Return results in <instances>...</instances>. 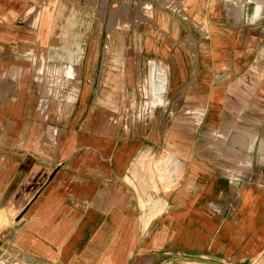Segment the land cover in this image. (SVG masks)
Segmentation results:
<instances>
[{
    "label": "crops",
    "instance_id": "crops-1",
    "mask_svg": "<svg viewBox=\"0 0 264 264\" xmlns=\"http://www.w3.org/2000/svg\"><path fill=\"white\" fill-rule=\"evenodd\" d=\"M156 3L0 0V264H264V4Z\"/></svg>",
    "mask_w": 264,
    "mask_h": 264
},
{
    "label": "rangeland",
    "instance_id": "rangeland-1",
    "mask_svg": "<svg viewBox=\"0 0 264 264\" xmlns=\"http://www.w3.org/2000/svg\"><path fill=\"white\" fill-rule=\"evenodd\" d=\"M175 0H159L160 7L163 8V4L170 5ZM72 7L73 3H66V6ZM87 4H92L96 6L97 9H100V12H104V16L100 17V22L98 25L102 27L103 30L101 34V41H104V49L106 51L109 44L120 43V42H129V43H140L146 40L148 37L156 41V21L151 19L150 16L156 12V7L159 5L156 3V0H87ZM157 5V6H156ZM163 5V6H161ZM229 4L228 11L231 12V6ZM99 12V13H100ZM103 14V13H102ZM153 21V23H151ZM148 29L150 31L148 32ZM154 34V35H153ZM146 37V38H145ZM165 40L171 42V39L168 36H163ZM187 42L189 43L188 47L190 50L193 48V37L188 34ZM195 53V52H194ZM185 59L191 62V56L186 54ZM186 63V62H185ZM148 67L146 68V74L148 73ZM166 88V83L163 84L162 93ZM253 95L247 93L241 99V106L245 107V110H250V106H253L254 98ZM251 102V104H250ZM230 106L233 108V102H229ZM157 105H164V100L157 102ZM238 133H245L238 131ZM248 134V133H245ZM248 135H251L250 133ZM233 134L231 135V137ZM247 136V135H245ZM252 138V136H251ZM157 262L159 264H168L167 260H160ZM169 264H214L211 261L207 260H196L195 258L189 256L178 257L172 260Z\"/></svg>",
    "mask_w": 264,
    "mask_h": 264
},
{
    "label": "bare ground",
    "instance_id": "bare-ground-1",
    "mask_svg": "<svg viewBox=\"0 0 264 264\" xmlns=\"http://www.w3.org/2000/svg\"><path fill=\"white\" fill-rule=\"evenodd\" d=\"M256 2V1H255ZM259 2H262L263 4H264V0H259ZM233 8H235V7H233ZM237 8V7H236ZM238 12V11H237Z\"/></svg>",
    "mask_w": 264,
    "mask_h": 264
}]
</instances>
